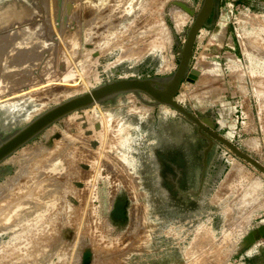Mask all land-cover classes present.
<instances>
[{
	"label": "rangeland",
	"instance_id": "374dc122",
	"mask_svg": "<svg viewBox=\"0 0 264 264\" xmlns=\"http://www.w3.org/2000/svg\"><path fill=\"white\" fill-rule=\"evenodd\" d=\"M176 1L0 0V37L21 25L40 26L34 45H43L30 46V72L46 70L54 86L80 79V92L61 102L105 82L172 75L193 22L189 16L176 30L170 16ZM182 2L199 10L203 0ZM19 9L27 13L24 20L17 14L5 20ZM213 20L216 25L205 28L207 36L201 35L194 48L190 69H201V75L187 76L177 101L198 117L211 118L220 135L264 166V0H217ZM14 49L9 54L25 56L27 51L21 45ZM16 94L3 101L12 100L16 108L0 103L2 137L23 127L25 113L39 107L35 97ZM43 144L49 151L41 157L54 155L61 165L35 177L39 184L55 181L40 186L42 193L52 192L49 197L35 191L34 201L44 208L51 201L54 211L48 208L47 219L40 217L48 223L38 222L37 214L0 231V264H37L40 258L44 264H264V252L257 251V242L250 243L255 217L264 218V175L216 144L201 194H187L199 190L206 141L174 110L129 94L72 114L1 164L0 185L18 174L16 159L23 151ZM77 152H84L82 159ZM233 164L245 177L228 179Z\"/></svg>",
	"mask_w": 264,
	"mask_h": 264
},
{
	"label": "bare ground",
	"instance_id": "6f19581e",
	"mask_svg": "<svg viewBox=\"0 0 264 264\" xmlns=\"http://www.w3.org/2000/svg\"><path fill=\"white\" fill-rule=\"evenodd\" d=\"M55 1V0H54ZM93 1V0H92ZM157 1V0H156ZM179 2H182L184 0H178ZM56 3V2H54ZM134 3V2H133ZM185 3V2H184ZM92 4V3H91ZM187 4V3H186ZM133 5V4H132ZM163 6V5H162ZM14 8H12V11H13ZM162 9V8H161ZM17 14V15H16ZM15 16L17 18H20L22 20H24V18H26L27 16V13L25 11H21V9H19L18 11L12 13V14H8L6 15L5 17V20H9L11 21L13 19V17H9V16ZM170 16H171V19L173 21V24L176 28V30L179 32L182 30L183 26L186 24V22L189 20V15L184 11L182 10L180 7L174 5V7L170 10ZM97 17V15H96ZM160 17V16H159ZM162 18V17H161ZM95 19V18H93ZM8 21V22H9ZM77 21V20H76ZM161 21V20H160ZM91 24V22H90ZM89 24V25H90ZM92 26V25H91ZM27 27V26H26ZM25 26L21 25V28L20 29H13V30H8L6 35H4L3 37H0V80L2 81L1 78H3V80H5V85L3 87H0V103L5 106V107H8V108H16V104L9 101V102H4V98H9L10 96H12L13 94H18L20 93L21 95H25V96H33L34 99H37V101H39V107H36V108H33V110H30L31 112L27 111L25 113V115H27V119L30 120L31 118H33L36 114L42 112L43 110L46 109L47 107V104L49 102H59V100H61L62 98L66 97V96H70L74 93H78L80 92L81 90V87H80V84H79V80L74 82L73 83H61V84H56L54 86V83H52V81L54 82L55 78H52L50 75H44V72L46 70H44L43 73H40L39 72H30V65L33 64V63H30V62H33L31 61V57L32 55L30 56L29 58V49H32L30 46H35L34 45V42H36L35 40V34L37 31H40L38 29H40V26H34L32 27L33 29H28L26 28ZM135 27V26H134ZM8 29V28H7ZM6 29V30H7ZM10 29V28H9ZM159 29V28H158ZM46 30V28H45ZM165 32V31H163ZM132 33V31H131ZM218 33V32H217ZM61 34V33H60ZM63 34V33H62ZM220 35V37H224V32H220L218 33ZM1 35V34H0ZM3 35V34H2ZM167 36V35H166ZM132 37V36H131ZM219 37V39H220ZM130 38V36H129ZM40 39V38H39ZM129 40V39H128ZM133 43V42H132ZM136 43V42H135ZM36 46L35 48H39L40 46L43 45V43L39 42V43H35ZM134 44V43H133ZM18 45H21V46H25L27 47V51H26V54L25 56L23 55H19V56H14L12 54H9L10 51H13L15 50V46L17 47ZM138 45V44H137ZM132 46V45H130ZM129 46V47H130ZM34 48V47H33ZM50 48V47H49ZM134 48V47H133ZM140 50V48H138ZM40 50V49H39ZM136 52V50H133V52ZM143 51V50H141ZM21 53V51H20ZM137 53V52H136ZM132 54V53H131ZM135 54V53H133ZM132 54V55H133ZM138 55V53L136 54ZM23 56V57H22ZM34 56V55H33ZM38 57V55H37ZM98 58V57H97ZM33 59V58H32ZM96 60V59H95ZM27 64L26 67L24 66V63ZM22 63V64H20ZM46 63V62H45ZM94 64V63H93ZM35 65V64H34ZM41 67V66H40ZM110 69V68H109ZM26 72V73H25ZM50 73V72H49ZM96 73V72H95ZM192 73L191 75H201L200 71L199 70H192ZM46 74V73H45ZM48 74V73H47ZM17 77V78H16ZM56 81V80H55ZM3 83V82H2ZM2 86V85H1ZM48 90V91H46ZM47 93H46V92ZM16 94V95H17ZM19 94V95H20ZM14 97V96H13ZM15 98V97H14ZM10 99V98H9ZM8 99V100H9ZM13 99V98H12ZM6 100V101H8ZM97 106V105H95ZM142 115H145L144 113V110L143 109H139L138 110ZM90 114V113H89ZM75 116V115H74ZM87 116V115H86ZM95 116V115H94ZM88 117V116H87ZM91 117V116H90ZM96 118V117H95ZM93 119V118H92ZM91 121V120H90ZM96 121V120H95ZM92 127V126H91ZM99 128H100V125H99ZM51 136V135H50ZM73 136V135H72ZM77 136V135H76ZM79 138H80V135H78ZM77 136V137H78ZM106 137V136H105ZM111 138V137H110ZM49 139V138H48ZM106 139V138H105ZM69 140V139H68ZM84 140V139H83ZM92 140V139H91ZM101 140V139H100ZM67 141V140H66ZM77 141V140H75ZM85 141V140H84ZM107 141V140H106ZM64 142V141H62ZM83 142V141H82ZM102 142V140H101ZM72 143V142H71ZM84 143V142H83ZM55 144V143H54ZM62 143H58V144H55V145H60ZM77 144H81V143H77ZM41 145V144H40ZM67 145V144H66ZM70 145V144H69ZM69 145H67L66 147H69ZM84 145V144H83ZM39 146V145H38ZM56 146V147H57ZM71 146V145H70ZM74 146V144H73ZM78 146V145H77ZM87 146V145H86ZM84 146V147H86ZM254 146V145H253ZM55 147V146H54ZM59 147V146H58ZM57 147V148H58ZM64 147V145H63ZM66 147H64L66 149ZM72 147V146H71ZM249 147V146H248ZM31 148V147H30ZM53 149L52 147H49V149ZM61 148V147H60ZM74 148H76V146H74ZM45 149L46 151L48 150V148H45L44 147V144L42 146H39V147H36L35 149H32V150H26V151H23V153L21 154V158H18L16 159L17 161L16 162H19L18 164H21V169L19 170L18 174H16L15 177L13 178H10L5 184L3 185H0V231H4V229H9L10 227L12 228L13 225H17V223L19 222L18 225H20V223L24 220H29L30 217L32 215H37V214H40L41 216H38L39 217V220L38 222H40V217H45V215H47L45 217V219H47V217L50 215V214H47L48 213V208H50L49 206L51 205V203L53 204V202H51L49 199L47 201H50L48 206H46L45 208L43 206H41L40 204L41 203H38L37 202L39 201H34V199H36L37 196H35V194L33 192H38L37 195L39 196H42V197H45V193H42L41 191H43V189L41 190L40 189V186L41 187H46L47 185L44 186V184H48L49 186V182L50 181H55V180H50L48 181L47 179H44L43 182L41 184L40 183V180H39V183L35 180L37 178H41L40 175L43 173L46 174L47 171H50V170H47L48 167L51 168L55 165H61V161H57L56 157L53 155V153H55L54 150H56L54 148V152L52 153V157L48 160H46V158H42L41 156L43 155V153L45 152ZM50 149V150H51ZM84 149V148H83ZM82 149V151H83ZM254 149V148H253ZM25 150V149H24ZM58 150V149H57ZM60 151H62L61 149H59ZM73 150V149H72ZM72 150L70 151L71 152V155L73 154ZM77 150H78V147H77ZM49 151V150H48ZM60 151H56L58 153H61ZM85 151V150H84ZM63 153H66V151H62ZM68 152V151H67ZM90 152V151H89ZM48 155L51 153L47 152ZM61 153V154H63ZM78 153V156L81 158L82 154L84 152H81V154L79 152ZM75 153V154H77ZM57 154V153H56ZM67 154L69 155V153H66L65 156H67ZM74 154V155H75ZM20 155V154H19ZM59 155V154H57ZM74 155L72 157H69V158H72L74 157ZM61 157H63L62 155H60ZM59 156V157H60ZM58 157V156H57ZM77 157V156H76ZM78 157V158H79ZM40 158L42 159V164L39 163L41 160ZM49 158V157H48ZM85 158V157H84ZM15 159V158H14ZM60 159V158H59ZM67 159V158H66ZM77 159V158H76ZM71 160V159H70ZM75 159H73L72 161H74ZM54 161V163H52ZM64 161V160H62ZM68 161V160H67ZM79 161V160H77ZM81 161V160H80ZM66 163V162H65ZM75 163V162H74ZM77 163V162H76ZM41 164V165H40ZM76 166V165H75ZM63 168V166H62ZM78 168V167H77ZM60 169V168H59ZM64 169V168H63ZM67 169V168H66ZM74 169V167H73ZM58 171V170H57ZM73 171V170H72ZM63 172V171H62ZM79 172V171H78ZM247 172V171H246ZM37 173V174H36ZM48 173V172H47ZM58 173V172H57ZM56 173V174H57ZM86 172H84L85 174ZM242 171L240 169V167L238 166V164H233L230 172H229V180H232V179H235V178H239V177H243L244 174L242 175L241 174ZM86 175V174H85ZM58 176V175H57ZM62 176V175H60ZM31 177V178H30ZM37 177V178H35ZM44 177V176H43ZM42 177V178H43ZM46 177V176H45ZM80 177V176H79ZM245 177V176H244ZM86 178V177H84ZM226 178V179H227ZM60 179V178H59ZM81 179V178H80ZM227 179V180H228ZM38 180V179H37ZM47 180V181H46ZM58 180V179H57ZM87 180V179H86ZM225 180V179H224ZM226 181V180H225ZM34 182V183H33ZM61 182V181H60ZM67 182V181H66ZM65 182V183H66ZM33 184V185H32ZM226 184V183H225ZM55 185V184H54ZM61 185V183H60ZM60 185H57V186H60ZM63 185V184H62ZM31 186H34V187H31ZM48 186L46 188H48ZM51 186V184H50ZM57 186H54L57 188ZM62 187V186H61ZM53 188V186H52ZM50 188V189H52ZM54 188V189H56ZM39 189L41 191H39ZM49 189V190H50ZM58 190V188H57ZM64 190V189H63ZM71 190V189H70ZM46 191V190H45ZM55 191V190H53ZM62 190L59 191V193L61 192ZM69 191V190H68ZM42 194H41V193ZM58 192V191H56ZM73 192V191H72ZM52 193V192H50ZM50 193L47 192L46 195L47 197L50 196ZM62 193V192H61ZM41 194V195H40ZM52 195V194H51ZM59 196V194H58ZM41 197V199H42ZM46 197V198H47ZM55 197V196H54ZM62 197V196H61ZM60 197V198H61ZM38 198V197H37ZM40 198V197H39ZM46 198H43V202L46 200ZM51 198V197H50ZM53 199L55 200V198H52L51 200L53 201ZM45 201V202H47ZM59 201V200H58ZM57 201V202H58ZM60 202V201H59ZM62 203V202H60ZM48 203H46L47 205ZM67 204V202H66ZM65 204V205H66ZM54 205V204H53ZM64 205V204H63ZM28 206V207H27ZM59 207V206H58ZM63 207V206H62ZM66 207V206H64ZM32 209V210H31ZM51 209V208H50ZM62 210V209H61ZM50 211H54V210H50ZM68 211V210H67ZM61 212V211H60ZM53 213V212H51ZM62 214V213H61ZM54 215V214H53ZM59 215V213H58ZM57 215L55 214V216H53V219L54 217H56ZM61 217V216H60ZM59 217V218H60ZM52 218V217H51ZM41 219V222L45 221ZM48 220H51L50 217ZM13 221V223H12ZM47 221V220H46ZM45 221V222H46ZM34 222V221H33ZM35 222H36V219H35ZM40 222V223H41ZM48 223V221L46 222ZM45 223V224H46ZM51 223V222H49ZM53 223V222H52ZM43 224V223H41ZM24 225V224H23ZM30 225V224H29ZM28 225L27 228H29L30 226ZM39 225V224H38ZM47 225H51V224H47ZM47 225L43 226L41 225L44 229V227H46ZM17 227V226H16ZM25 228V227H24ZM13 229V228H12ZM40 229V228H39ZM11 230V229H10ZM9 230V231H10ZM26 230V228H25ZM46 230V229H45ZM49 230H47L46 232L48 233ZM51 231V230H50ZM6 232V231H5ZM37 232H38V229H37ZM41 232V230H40ZM1 233V232H0ZM46 233V235H47ZM208 233V232H207ZM21 234V233H20ZM36 234V232H35ZM43 234V233H42ZM30 235V234H29ZM34 235V234H33ZM45 235V234H44ZM45 235V236H46ZM38 236V235H37ZM26 237V236H25ZM43 237V235H42ZM50 239V234H48V236ZM36 238V237H35ZM39 238V237H38ZM49 238L47 239V241H49L50 243V240ZM44 238H42L43 240ZM46 239L44 240L45 243L47 242ZM38 239H36V243L38 245ZM41 240V239H40ZM52 240V239H51ZM25 242V241H24ZM42 242V241H40ZM44 243V242H42ZM40 243V244H42ZM53 242H51L52 244ZM31 244V243H30ZM17 245V244H16ZM15 245V246H16ZM28 245V243H27ZM35 245V246H37ZM46 245V244H45ZM25 246V245H24ZM40 246V245H39ZM42 247L44 246L41 245ZM54 246V245H53ZM52 246V247H53ZM20 247V245H19ZM46 247V246H45ZM43 247V248H45ZM51 247V246H50ZM60 247V246H59ZM58 247V248H59ZM29 248L31 249V247L29 246ZM41 248V247H40ZM40 248H35L36 250H39ZM48 248V246L46 247ZM8 249V248H7ZM42 249V248H41ZM17 250V249H16ZM22 250V249H21ZM44 251H46L45 249H43ZM14 251V250H13ZM43 251V252H44ZM21 253V252H20ZM40 253V252H39ZM38 253V255H39ZM3 254V253H2ZM6 254V253H5ZM27 254V253H26ZM42 254V253H41ZM16 255V253H15ZM10 256V255H9ZM43 254L38 258L42 257ZM13 257V256H12ZM37 257V256H36ZM35 257V258H36ZM4 258V257H3ZM6 258V257H5ZM24 258V256H23ZM27 258V257H26ZM32 258V257H31ZM43 258V257H42ZM1 259V258H0ZM9 259V258H8ZM41 259V258H40ZM37 259L38 262H36L37 264H44L45 262L41 259ZM7 260V259H6ZM17 260V259H15ZM25 260V259H24ZM5 261V260H4ZM22 261V260H21ZM34 261V260H33ZM32 261V263H33ZM198 262V261H197ZM3 263V262H2ZM14 263V262H13ZM16 264V263H15Z\"/></svg>",
	"mask_w": 264,
	"mask_h": 264
},
{
	"label": "water",
	"instance_id": "95a60500",
	"mask_svg": "<svg viewBox=\"0 0 264 264\" xmlns=\"http://www.w3.org/2000/svg\"><path fill=\"white\" fill-rule=\"evenodd\" d=\"M174 5L184 10L193 22L186 33L183 48L179 51V64L176 71L167 77L152 78H124L112 82H105L93 87L87 92L71 96L52 107L46 108L28 120L26 124L9 134L0 136V165L20 149L31 143L43 132L48 130L62 119L87 110L95 105H103L122 95H144L152 100L153 105L167 107L174 110L177 115L196 127L198 136L206 141L203 149L202 169L198 191H190L187 194L199 196L203 190L206 175L209 169L210 155L216 144H222L233 152L238 158L252 165L264 175V166L256 159L250 157L237 146L218 133L214 121L209 117H198L177 101V95L187 76L193 74L190 67L193 59L194 48L200 31L204 28L212 29L214 16L217 10V0H203L199 10L192 6L176 1ZM95 53L94 57H98ZM114 71V70H112ZM99 129V125L96 127Z\"/></svg>",
	"mask_w": 264,
	"mask_h": 264
},
{
	"label": "crops",
	"instance_id": "0c3cea01",
	"mask_svg": "<svg viewBox=\"0 0 264 264\" xmlns=\"http://www.w3.org/2000/svg\"><path fill=\"white\" fill-rule=\"evenodd\" d=\"M212 65V64H211ZM213 68H215V66L212 65ZM200 73H201V69H199ZM243 175V174H242ZM233 180H236L233 179ZM259 213H262V212H259ZM264 216V214H263ZM253 226H252V230L251 231V236H250V243L252 245H254L256 242L257 243H260L262 242V240L260 239V237L264 236V218H261V216H256L255 217V222L252 223Z\"/></svg>",
	"mask_w": 264,
	"mask_h": 264
},
{
	"label": "built area",
	"instance_id": "2783aa9c",
	"mask_svg": "<svg viewBox=\"0 0 264 264\" xmlns=\"http://www.w3.org/2000/svg\"><path fill=\"white\" fill-rule=\"evenodd\" d=\"M204 30H205V28L202 29V30L200 31V33H199V35H198V37H197V40H198V38H199L201 35H205V36H207V35L205 34ZM207 32H208V31H207ZM193 57H194V54H193ZM217 130H218V129H217ZM263 240H264V239H263ZM263 240H262V242H260V243L257 244V246H258L257 251H259V252H260V250H261V252H264V241H263ZM259 252H257V253H259Z\"/></svg>",
	"mask_w": 264,
	"mask_h": 264
},
{
	"label": "flooded vegetation",
	"instance_id": "af4514ba",
	"mask_svg": "<svg viewBox=\"0 0 264 264\" xmlns=\"http://www.w3.org/2000/svg\"><path fill=\"white\" fill-rule=\"evenodd\" d=\"M97 125H100V124H97ZM161 162H163V161H161ZM164 165H165V163H164Z\"/></svg>",
	"mask_w": 264,
	"mask_h": 264
}]
</instances>
